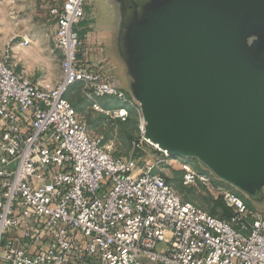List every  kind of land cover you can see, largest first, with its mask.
Masks as SVG:
<instances>
[{"label": "built area", "instance_id": "1", "mask_svg": "<svg viewBox=\"0 0 264 264\" xmlns=\"http://www.w3.org/2000/svg\"><path fill=\"white\" fill-rule=\"evenodd\" d=\"M89 1L46 0L62 54L55 90L16 73L11 54L0 57V264H264V210L231 190L222 192L226 218L182 200L158 161L116 155L68 100L80 85L95 110L141 114L82 54ZM105 97L128 108L104 110ZM143 125L133 151L148 143ZM195 176L187 169L185 182Z\"/></svg>", "mask_w": 264, "mask_h": 264}, {"label": "water", "instance_id": "2", "mask_svg": "<svg viewBox=\"0 0 264 264\" xmlns=\"http://www.w3.org/2000/svg\"><path fill=\"white\" fill-rule=\"evenodd\" d=\"M143 137L264 202V0H113Z\"/></svg>", "mask_w": 264, "mask_h": 264}, {"label": "rangeland", "instance_id": "3", "mask_svg": "<svg viewBox=\"0 0 264 264\" xmlns=\"http://www.w3.org/2000/svg\"><path fill=\"white\" fill-rule=\"evenodd\" d=\"M21 5H26L20 10ZM46 0H0V21L20 22L26 17H32L35 29L30 33L33 41H40L46 50V55L55 58L59 67L62 55L53 42L54 25L49 21L46 9ZM16 10V20L12 21L7 13ZM86 22L83 26L85 33L83 49H90L89 53L94 59H105L102 69L121 87L127 88V79L124 75V67L115 57L112 47V35L115 21V8L109 0H90L87 5ZM93 59V60H94ZM94 62H96L94 60ZM68 100L76 111L81 114L92 134L110 141L116 155L128 157L136 156L140 161H158L157 170L166 177L170 186L184 201H189L200 208L213 214L226 217V210L222 199L223 190H231L244 196L250 204L257 209L264 210V202L256 203L242 194L230 184L218 179L211 171L195 158H180L168 156L160 152L155 146L144 144V150L133 151L132 142L140 137V121L142 115L136 107L129 108L113 98H99L97 101L104 110L127 107L128 116L125 120L112 118L103 111L95 110L93 102L88 100L80 91V85H74L67 94ZM187 169L193 171L196 176L190 183H186L184 175ZM200 176L208 177L207 181L199 179Z\"/></svg>", "mask_w": 264, "mask_h": 264}, {"label": "clouds", "instance_id": "4", "mask_svg": "<svg viewBox=\"0 0 264 264\" xmlns=\"http://www.w3.org/2000/svg\"><path fill=\"white\" fill-rule=\"evenodd\" d=\"M26 5H21L22 10ZM12 21L16 20V10L7 13ZM35 29L32 17H26L20 22L0 21V57L11 54L14 62L22 68L23 75L31 79L39 75L38 85L46 91L55 90L59 84L60 73L55 58L46 55V50L40 41L28 38L29 33ZM17 38L21 43L13 44Z\"/></svg>", "mask_w": 264, "mask_h": 264}, {"label": "crops", "instance_id": "5", "mask_svg": "<svg viewBox=\"0 0 264 264\" xmlns=\"http://www.w3.org/2000/svg\"><path fill=\"white\" fill-rule=\"evenodd\" d=\"M54 25V24H53ZM28 38L30 39V40H33L32 38H31V36H30V33H29V35H28ZM22 41H21V39L20 38H17L16 40H14V41H12V43L13 44H18V43H21ZM89 51H90V49H82V54L84 55V57L87 59V61H89V62H91L92 64H94V65H98V66H100L101 68L103 67V65L105 64L104 63V60L105 59H103V58H101V59H94V56H96L95 54L94 55H91L90 53H89ZM61 52V51H60ZM62 55V54H61ZM96 61V62H94V60ZM62 60V59H61ZM10 65H11V67H12V69L16 72V73H18L19 75H21L22 77H24V78H26L24 75H23V72H22V68H21V66L19 65V64H17V63H15L14 62V59H13V57L11 56V59H10ZM60 76H61V63H60ZM26 79H28V78H26ZM41 79V77L39 76V75H37V76H35V77H32L31 79H28L29 81H31L32 83H36V84H38L37 83V81L38 80H40ZM114 80H115V78H114ZM116 81V80H115ZM117 82V81H116ZM118 83V82H117ZM123 89H125V90H127V88H125V87H123Z\"/></svg>", "mask_w": 264, "mask_h": 264}, {"label": "trees", "instance_id": "6", "mask_svg": "<svg viewBox=\"0 0 264 264\" xmlns=\"http://www.w3.org/2000/svg\"><path fill=\"white\" fill-rule=\"evenodd\" d=\"M84 33V32H83ZM167 182H168V180H167ZM237 193V192H236ZM238 195H240L239 193H237ZM241 197L243 198L244 196H242L241 195ZM246 202L248 203V205H250L251 206V204H250V202H248V200H246ZM226 210H228V208H226ZM229 211V210H228ZM209 213H211V212H209ZM211 214H213V213H211ZM229 214H230V211H229ZM229 214L228 215H226V217H228L229 216ZM213 215H216V214H213ZM216 216H218V217H220V218H226V217H223V216H219V215H216Z\"/></svg>", "mask_w": 264, "mask_h": 264}, {"label": "bare ground", "instance_id": "7", "mask_svg": "<svg viewBox=\"0 0 264 264\" xmlns=\"http://www.w3.org/2000/svg\"><path fill=\"white\" fill-rule=\"evenodd\" d=\"M147 141H149L153 146H155L156 148H158L159 150H161L159 147H158V145L157 144H155V143H152L150 140H148V139H146ZM161 151H163V150H161ZM164 152V151H163Z\"/></svg>", "mask_w": 264, "mask_h": 264}, {"label": "flooded vegetation", "instance_id": "8", "mask_svg": "<svg viewBox=\"0 0 264 264\" xmlns=\"http://www.w3.org/2000/svg\"><path fill=\"white\" fill-rule=\"evenodd\" d=\"M110 1V3L114 6V8H115V12H116V4L114 3V1L113 0H109Z\"/></svg>", "mask_w": 264, "mask_h": 264}]
</instances>
